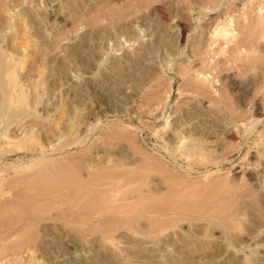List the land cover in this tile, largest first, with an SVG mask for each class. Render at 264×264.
<instances>
[{
  "label": "rangeland",
  "instance_id": "rangeland-1",
  "mask_svg": "<svg viewBox=\"0 0 264 264\" xmlns=\"http://www.w3.org/2000/svg\"><path fill=\"white\" fill-rule=\"evenodd\" d=\"M0 59L5 264H264V0H0Z\"/></svg>",
  "mask_w": 264,
  "mask_h": 264
},
{
  "label": "bare ground",
  "instance_id": "bare-ground-1",
  "mask_svg": "<svg viewBox=\"0 0 264 264\" xmlns=\"http://www.w3.org/2000/svg\"><path fill=\"white\" fill-rule=\"evenodd\" d=\"M63 171H65V170H63ZM69 171H71V170H69ZM124 173L125 172L120 171L118 169H114L113 167H110V166L109 167L104 166L102 168H98L94 173L90 174L87 177V179L78 181L76 186H75V189L74 188L71 189L72 191L70 189H68V187H70V186L66 185L64 188L70 190V191H68L66 197L81 196L84 199V198H87L88 195H90V194L92 195V193H94V195H96L95 197H97V199H99V201L102 204H105L106 206H108L111 209L113 208L112 209L113 211L114 210L118 211L121 209V210H124L126 212V210L132 211V209H137L140 207L141 208H147V207L151 206L149 204H151L150 202L155 200L154 198L152 199L149 196H144V195L140 194L139 192H137L135 197H134V200H132V202H130L131 200L130 201L128 200V198L130 199V197H128V195H126V193L128 191L123 192L122 203L115 204V201H116L115 199L118 196V193L116 192V190L120 189L121 188L120 186H122V185H128V182H127V179L125 178ZM37 186L38 185H36V187ZM37 189H39V187ZM115 193H117V195H114ZM55 196H57V195H55ZM53 198H54V196H53ZM89 198H90V196H89ZM55 199H57V198H55ZM74 199H76V198H74ZM47 200H49V199H47ZM52 201H54V200L52 199ZM74 201L76 202V200H74ZM78 201H79V199H78ZM68 202H70V200H68ZM89 202H91V201H89ZM64 203H66V202H64ZM78 203L81 204L80 201ZM83 203H82V205H83ZM147 203H149L148 204L149 206H147ZM42 204L43 203H41V205ZM47 204L45 207H47ZM51 204H49V205H51ZM39 206H40V204H39ZM94 206H95V203H94ZM87 207H89V206H87ZM135 213H136V211H135ZM26 228H27V226L21 225V227L18 229V234H20V235L26 234V231H25ZM13 255H11V256H13ZM8 256H10V255L7 254L6 251L4 254L1 253L0 254V264H5L6 262L4 261V259L7 258Z\"/></svg>",
  "mask_w": 264,
  "mask_h": 264
}]
</instances>
